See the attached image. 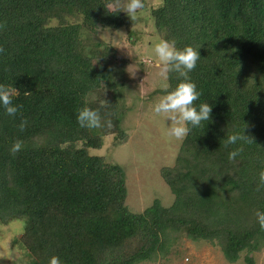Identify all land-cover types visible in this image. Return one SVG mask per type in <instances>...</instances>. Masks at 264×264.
Masks as SVG:
<instances>
[{
  "label": "trees",
  "instance_id": "trees-1",
  "mask_svg": "<svg viewBox=\"0 0 264 264\" xmlns=\"http://www.w3.org/2000/svg\"><path fill=\"white\" fill-rule=\"evenodd\" d=\"M119 1L0 0V84L20 105L15 117L0 107V221L29 220L20 236L25 264L155 261L181 233L219 246L230 263L256 264L264 248V0H162L150 9L164 40L198 49L194 104L212 107L173 165L161 167L172 203L154 199L142 212L125 204L121 165L89 152L107 135L114 143L123 136L121 64L88 37L125 23ZM168 83H178L174 73ZM84 107L99 112L101 127L78 125ZM243 129L252 142L229 161L238 145L226 147L225 137Z\"/></svg>",
  "mask_w": 264,
  "mask_h": 264
},
{
  "label": "rangeland",
  "instance_id": "rangeland-1",
  "mask_svg": "<svg viewBox=\"0 0 264 264\" xmlns=\"http://www.w3.org/2000/svg\"><path fill=\"white\" fill-rule=\"evenodd\" d=\"M128 0H120L114 6L123 14L125 23L116 28L99 27L88 37L91 42L100 41L112 61L121 64L120 79L123 82V101L127 106L121 128L122 138L114 143L111 135L104 137L100 148H90V154L101 155L121 165L127 194L125 204L132 212H142L154 199L163 206L172 203L174 195L161 176L163 166H172L181 141L165 135L169 121L152 112L154 103L163 94L154 92L160 88L162 77L154 57V47L163 38L150 15V9L162 0H145L131 19L124 11ZM110 7H113L111 5ZM87 35V34H85ZM83 35V36H85ZM26 217L0 221V264H25L29 254L20 242L24 227L29 226ZM242 256V255H240ZM256 264H264V248L254 254ZM137 264H246L242 257L236 263L228 262L219 246L205 241H192L181 233L175 237L169 252L155 261Z\"/></svg>",
  "mask_w": 264,
  "mask_h": 264
},
{
  "label": "clouds",
  "instance_id": "clouds-1",
  "mask_svg": "<svg viewBox=\"0 0 264 264\" xmlns=\"http://www.w3.org/2000/svg\"><path fill=\"white\" fill-rule=\"evenodd\" d=\"M143 8L142 0H128L124 11L128 16L135 17L138 9ZM154 57L162 77L160 88L162 95L154 103L152 112L169 121L165 135L177 141H182L195 128H200L202 122L210 121L211 105L207 102L194 104L199 100L200 92L191 80L190 73L201 58L198 49L192 46L178 48L174 40H160L154 47ZM174 73L178 83L171 88L168 74ZM14 89L0 84V107L9 117H15L20 109L19 104H13ZM76 121L81 128L94 129L102 126L101 116L95 109L84 107L77 111ZM24 121L19 127L23 129ZM105 124L110 126L109 121ZM252 138L245 134L244 129L233 132L225 137V146L238 145L228 152V160H235L243 150L242 145L251 143ZM22 147L20 141H15L10 151L15 154ZM259 186L264 187V170L259 173ZM261 229H264V214H258ZM51 264H59L57 258H52Z\"/></svg>",
  "mask_w": 264,
  "mask_h": 264
}]
</instances>
